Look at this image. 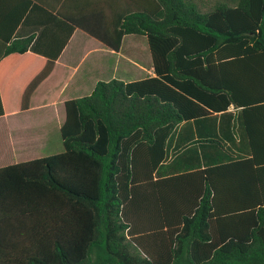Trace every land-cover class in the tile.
I'll return each instance as SVG.
<instances>
[{
	"label": "trees",
	"instance_id": "1",
	"mask_svg": "<svg viewBox=\"0 0 264 264\" xmlns=\"http://www.w3.org/2000/svg\"><path fill=\"white\" fill-rule=\"evenodd\" d=\"M82 7L114 51L145 36L155 76L98 82L65 102L61 153L0 168V264H264V0Z\"/></svg>",
	"mask_w": 264,
	"mask_h": 264
},
{
	"label": "crops",
	"instance_id": "2",
	"mask_svg": "<svg viewBox=\"0 0 264 264\" xmlns=\"http://www.w3.org/2000/svg\"><path fill=\"white\" fill-rule=\"evenodd\" d=\"M95 1L0 0V110L7 113L0 116V122L29 114L28 123H32L31 127L35 123L33 139L24 148L13 134L0 141V168L41 157V153L33 155L38 143H48L52 148L59 145L55 134L52 141L50 130L60 132L66 119L65 102L90 95L98 82L112 79L133 82L155 76L145 36L126 35L120 50L114 51L84 30L73 27L71 20L91 17L84 15L82 6L90 12L86 5H97L110 24L130 4V0ZM59 9L63 16L58 14ZM128 37L133 40L125 52ZM30 38L27 53L5 56L7 46ZM49 61L54 62L52 71L33 91L29 108L22 110L26 89Z\"/></svg>",
	"mask_w": 264,
	"mask_h": 264
},
{
	"label": "rangeland",
	"instance_id": "3",
	"mask_svg": "<svg viewBox=\"0 0 264 264\" xmlns=\"http://www.w3.org/2000/svg\"><path fill=\"white\" fill-rule=\"evenodd\" d=\"M131 38V39H130ZM133 40V37H128L126 40V44L124 45V51H128L129 42ZM148 48V44L146 45ZM149 52V51H148ZM29 115V114H27ZM27 115H16L14 117H10L9 121L0 122V141L7 140V136H11L13 134L14 138L17 140V143L19 142V145H21L22 148L26 146L31 140L33 139L34 131L32 128L34 127L35 123H33L32 127L28 123V116ZM8 122H10V126L7 125ZM30 122V121H29ZM51 132V138L52 141L54 139L55 134V142L57 140L59 141V145H56L55 148H52L48 143L45 144H37L38 149L36 150V154L33 155H39L41 153V157H48L57 153H60L63 151V145L61 142V134L60 132H55L54 130H50ZM36 157V156H35ZM38 157V158H41ZM36 159V158H35Z\"/></svg>",
	"mask_w": 264,
	"mask_h": 264
}]
</instances>
